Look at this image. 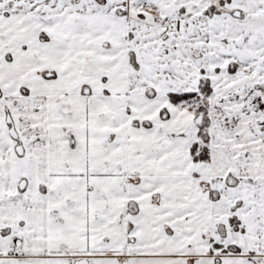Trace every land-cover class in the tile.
Returning a JSON list of instances; mask_svg holds the SVG:
<instances>
[{
	"label": "snow or ice",
	"instance_id": "1",
	"mask_svg": "<svg viewBox=\"0 0 264 264\" xmlns=\"http://www.w3.org/2000/svg\"><path fill=\"white\" fill-rule=\"evenodd\" d=\"M0 264H264V0H0Z\"/></svg>",
	"mask_w": 264,
	"mask_h": 264
}]
</instances>
